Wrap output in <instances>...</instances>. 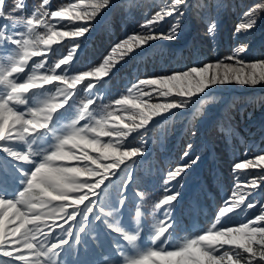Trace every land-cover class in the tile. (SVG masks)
<instances>
[{
    "label": "snow or ice",
    "instance_id": "snow-or-ice-1",
    "mask_svg": "<svg viewBox=\"0 0 264 264\" xmlns=\"http://www.w3.org/2000/svg\"><path fill=\"white\" fill-rule=\"evenodd\" d=\"M225 9L229 54L156 67ZM256 86L264 0H0V264H264V97L231 94Z\"/></svg>",
    "mask_w": 264,
    "mask_h": 264
},
{
    "label": "trees",
    "instance_id": "trees-1",
    "mask_svg": "<svg viewBox=\"0 0 264 264\" xmlns=\"http://www.w3.org/2000/svg\"><path fill=\"white\" fill-rule=\"evenodd\" d=\"M34 0H29V3H33ZM54 2L59 5L68 2V0H54ZM230 2V0H225V3ZM247 3H252L254 0H246ZM131 19V17H130ZM223 27L220 29L217 37L213 40L210 36L205 35V29L200 20L193 17L188 27L185 30L182 39L173 42L174 55L164 56L163 58L157 57L156 67L164 68H180L190 62L196 61L198 59L204 60H214L219 56L229 54L232 49L238 46V42L234 40L231 36L230 30L234 27V14L231 10L225 9L222 14ZM123 29L118 25L113 28L110 33L98 32L97 35L89 42V51H102L109 43L110 39H115L116 36L120 35ZM167 43V42H166ZM199 50L200 55H194V47ZM259 46L257 45V51ZM38 59V58H37ZM122 87L114 82L112 86V91H122ZM237 92L232 96L238 98L242 104H247L248 111H252L253 108L256 109V115H259V103L260 98L264 97V91L261 90L260 86H256L253 89L246 88H236ZM199 107V106H198ZM195 112V109H193ZM188 116L177 115L171 118L170 123L166 126L169 131L168 140L170 144L174 146V149L179 148L178 130L183 124L188 122ZM160 130L158 129L154 136L159 140ZM164 151L161 149L159 142L152 145V161H161L164 155ZM175 155V150L172 152ZM228 159H232V155L229 152ZM208 165L205 164L196 176L191 178L189 184V196L193 192L198 191V184L200 181L207 176ZM210 203V201L208 202ZM251 211V210H250ZM201 224L204 223L205 217L201 214L198 217Z\"/></svg>",
    "mask_w": 264,
    "mask_h": 264
}]
</instances>
